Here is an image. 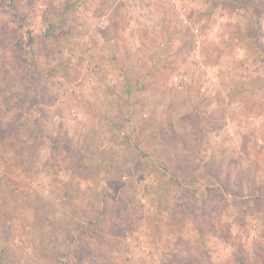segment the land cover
Instances as JSON below:
<instances>
[{
	"label": "rangeland",
	"instance_id": "374dc122",
	"mask_svg": "<svg viewBox=\"0 0 264 264\" xmlns=\"http://www.w3.org/2000/svg\"><path fill=\"white\" fill-rule=\"evenodd\" d=\"M0 264H264V0H0Z\"/></svg>",
	"mask_w": 264,
	"mask_h": 264
}]
</instances>
